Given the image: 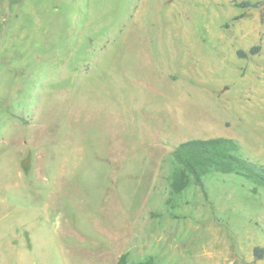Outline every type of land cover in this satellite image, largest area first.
Returning a JSON list of instances; mask_svg holds the SVG:
<instances>
[{
  "label": "rangeland",
  "instance_id": "obj_1",
  "mask_svg": "<svg viewBox=\"0 0 264 264\" xmlns=\"http://www.w3.org/2000/svg\"><path fill=\"white\" fill-rule=\"evenodd\" d=\"M241 1L0 0V264H264V188L170 192L188 140L264 166V8Z\"/></svg>",
  "mask_w": 264,
  "mask_h": 264
},
{
  "label": "trees",
  "instance_id": "obj_2",
  "mask_svg": "<svg viewBox=\"0 0 264 264\" xmlns=\"http://www.w3.org/2000/svg\"><path fill=\"white\" fill-rule=\"evenodd\" d=\"M241 9L264 8L263 2L243 0L236 4ZM243 15L233 18L238 20ZM258 47L252 48L250 54H255ZM239 57H245L244 51H238ZM175 169L170 176L171 194H180L189 186H203L204 177L210 173L234 174L254 184L252 192L264 188V166L245 157L239 143L226 137L192 139L180 143L171 153ZM254 260L264 259V249L256 246L253 249ZM116 264H133L128 254L119 256ZM135 264H158L152 256H148Z\"/></svg>",
  "mask_w": 264,
  "mask_h": 264
}]
</instances>
